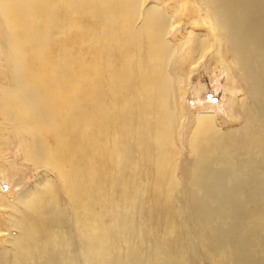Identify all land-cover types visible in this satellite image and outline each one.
I'll return each mask as SVG.
<instances>
[{
  "label": "rangeland",
  "instance_id": "1",
  "mask_svg": "<svg viewBox=\"0 0 264 264\" xmlns=\"http://www.w3.org/2000/svg\"><path fill=\"white\" fill-rule=\"evenodd\" d=\"M130 1L133 9L125 17L130 30L127 34H121L122 37H127L130 45L124 57V70L129 77L133 73L132 69L140 66L141 70L135 73V77L142 80L149 73V76H153L156 80L154 82L156 89L151 94L149 88L146 90L145 86L139 96L136 91L130 90L136 95L133 98L127 90H123L122 94L126 92L127 97L123 94L122 103L108 110L113 111V114L122 111L128 118V129L124 128L125 132L131 129L130 127L138 125L139 114L143 110H146L143 114L147 120L160 118L157 122L159 126L156 125L154 130L157 128L155 134L160 131L164 134L162 150L166 170L164 174H158L160 173L158 165L161 162V148L158 142L150 140L145 147L142 141L136 139L138 131L132 133L131 138L128 137L136 146L134 156L128 159L123 154L126 150V140L122 141L120 128L114 124L108 135L109 145H100L106 142L101 134L96 140L98 147L104 148L95 155L98 159L97 164L102 166L95 168L90 164L98 174L93 192L89 198L87 197L89 208L86 214L99 217L101 228L109 229L111 241L119 247L116 251L120 255L126 251V245L142 243L135 237L138 229L141 228L146 233L145 245L151 244L152 247L158 239L159 243L170 244L173 253L179 249H187L186 259L191 260L196 257L195 264H213L205 258L204 249L199 244L194 246L196 251H188L192 245V238L197 235V230L191 220L187 221L186 217H181L180 212L187 205V196H190L186 189L190 185L191 165L196 158L195 134L199 129L198 119L205 116L210 122V133L219 136L227 153L234 152L235 147L231 144V140L234 139L235 133L238 135V132L244 128L246 118L251 119L248 110L253 101L249 97L248 85L244 80L243 71L234 61L231 43L224 35V31L216 24L205 0ZM74 18L73 16L66 19L63 24L53 28L47 40L54 53L62 46L65 58L76 57L67 61L64 67L61 63L51 65L54 61H11V30L0 16V264L16 263L18 242L25 238L27 234L25 232L29 231L33 223L37 225L35 222L38 221H36L38 211L42 213L44 217L41 218L44 220L53 218L61 221L60 226L47 229V232L51 231L50 235L53 233L54 236L59 235L68 238L67 240L71 238L72 248L69 249L77 253L78 264H83V256L79 255L82 236L77 218L80 219L85 212V206L84 209L78 207L63 181L62 172L51 158H46L49 157L50 152L59 148L60 144L55 140L56 135L52 130L35 125L30 127L23 123L20 119L25 114L16 107L19 74L31 82L28 79L30 76L33 80L28 71L30 67L40 70L36 77L42 88L48 85L47 81L49 83L56 81V76L61 74L63 69L67 73L63 76L65 79L61 78L56 83H61L65 89L70 82L69 80L66 83L68 76H75L73 79L78 83L90 76L92 79L89 82L93 86L95 82L92 80L98 78L99 74L107 71L112 74L113 66L108 65V68L106 65L107 67L104 68L103 64L100 65L102 67H95L94 73L85 70L86 63L95 54L90 47L91 44L77 40L81 31L78 28V20ZM76 27L77 29H72ZM134 38L136 40L132 42ZM24 46L28 48L31 43L26 42ZM103 56L106 54L98 53L97 57ZM139 58L142 61H139ZM74 65L77 70L75 75H73ZM57 66L61 67L57 68ZM119 67L115 68L119 69ZM43 76H46L47 80H39ZM74 81L72 80L70 84ZM106 82L108 85L109 81ZM48 88L49 86L47 92ZM119 91L115 89V92ZM113 97L110 95L109 100H113ZM150 100L153 104L149 102ZM151 104V109H156L158 112L152 113V116L147 111ZM51 107V102L45 101L44 108L47 109L46 112L55 127L59 118L53 114ZM65 113L67 117L72 113V109L67 108ZM144 124H146L145 119ZM56 129L54 128V131ZM242 152L244 154L243 150ZM61 168L71 172L69 163L61 164ZM159 177L163 181L161 189H157L156 185ZM82 181L88 182V185L94 182L89 173ZM172 181L175 185L171 196L173 198L165 202L167 184ZM117 186H120L118 188L120 193L118 191V195L115 194V197L113 195L115 198L113 199L112 194ZM86 190H91V186L86 187ZM159 190L163 192L157 202L155 195L160 192ZM85 203L84 201L83 205ZM166 203L172 208L171 216L165 211ZM141 212L145 215L144 219H140ZM177 212L180 214L177 215ZM115 215L125 216L127 219L129 217L128 220H132V223L135 221L137 225L130 224L123 232L125 226H116ZM151 240H154L153 244L150 243Z\"/></svg>",
  "mask_w": 264,
  "mask_h": 264
},
{
  "label": "bare ground",
  "instance_id": "2",
  "mask_svg": "<svg viewBox=\"0 0 264 264\" xmlns=\"http://www.w3.org/2000/svg\"><path fill=\"white\" fill-rule=\"evenodd\" d=\"M48 1L47 7L51 18L44 23V28L47 30L40 37V47H33L31 43V46L25 48L20 38L24 36L23 32L29 31L28 26H32L31 19L29 21L18 19L14 13L15 9L17 10L19 7L16 3L17 0H0V16L3 17L11 30L10 60L54 61L51 65L61 63V66H64L67 61H71L75 56H71L70 59L65 58L61 44L56 52L58 55H56L51 50V46L47 44V40L53 28H57L63 24L64 20L74 16L76 18L74 19L78 20V28L81 31L77 40L91 44L89 46L92 47L95 54L86 63L85 70L94 73L95 67L102 64L104 68L108 65L113 66L112 74L108 71L100 72L99 77L92 80L95 82L93 86L89 82L92 79L89 74L87 75L89 76L88 79L85 78L80 83L74 81L75 76H71L72 78L68 76L66 83L73 80L76 84L73 85L74 83L70 84L69 82L66 89L61 86V83H56L63 78L64 74H67L65 69L62 70L61 74H56L60 77L57 78L55 75L56 81L51 83L47 81L48 85L43 87L44 89L39 85L38 77H36L40 70L30 67L28 71L33 80L30 76L28 79L31 82L22 78L17 70L20 81H18L16 88V107L25 114L20 120L27 126L44 127L55 133V140L60 146L55 151L50 152L49 157L46 158H51L62 172L63 181L78 207L83 208L85 206V212L80 219L77 218L82 236L79 255L83 256V264H195L196 257L191 260L186 259L185 251L187 249H179L173 253L170 244L159 243L158 239L152 247H150L151 244L145 245L146 233L141 228L138 229L135 237L138 238V242L142 243L137 245L130 243L131 245H126L124 254L117 253L116 249L119 250V247L111 241L109 229L101 228L99 217L86 214L89 208L87 197L89 198L93 192L98 171L91 168L90 163L86 169H83L79 165H73L71 159L69 161L70 154L82 156L83 153L87 152L91 157V155L95 156L96 153L101 152V149L104 150L101 146L109 145L108 135L114 128L112 126L116 124L120 128L122 141L128 137L131 138V134L138 131L136 139L142 141L145 147L148 146L150 140L158 142L161 148V162L158 165L160 173L158 172V174H164L166 170L162 150L165 140L164 134H161V131L155 134L157 128L154 130L156 125L159 126L157 122L160 121V118L147 120L143 114L146 110H143L139 114L138 125L130 127L131 129L125 132L124 128H127L129 123L128 118L124 116L122 111L119 114H113V111L108 110L111 107H118L122 103V99L127 97L126 92L123 93V97V90H127L133 98L136 95L131 92L132 90L136 91L139 96L145 86L146 90L149 88L151 94L156 89V83H154L156 80L153 76H149V73L142 80L135 77V73L141 70L140 66L133 68V73L129 77L124 70V57L129 51L127 47L130 45L127 37H122L121 34H127L130 30L125 17L133 9L131 1L70 0L73 1L72 3H67L68 1L65 2V0ZM205 1L213 13L216 24L224 31V35L232 45L234 61L244 73L249 97L253 102L248 110L251 119L246 118L244 128L238 132V135L235 133L234 139L231 140V144L235 147V151L232 153L225 151L219 136L210 133L209 120L205 116L198 119L199 129L195 134L196 142H194L196 158L191 165L190 185L186 189L190 196H187V205L180 211L181 217H186L187 221L191 220L197 230V235L194 234L196 236L192 238V245L190 244L188 251H196L194 246L199 244L204 249L205 258L213 264H264V89L257 86V74L261 72L264 74V61L260 59L262 58V47L255 45L253 36L257 33L247 31L256 16L254 14L252 16L246 11L243 12L235 0ZM67 4L70 6L73 4L75 8L78 7L77 11L69 12L66 7ZM255 4V0H250L251 9L255 7ZM62 8H64L63 11ZM66 10H68L67 13ZM88 22L90 25H87ZM72 29H77V27ZM74 31L76 32V30ZM80 31L78 32L80 33ZM135 40L136 38L132 39V42ZM84 49L86 50L85 47ZM98 53H105L106 56L98 58ZM139 61L142 59L139 58ZM119 65L122 67L120 68ZM61 66H57V68ZM115 67H119V69ZM73 72L75 75L76 66ZM46 76L39 78V80H47ZM64 79L65 77L62 80ZM106 80L109 81L108 85ZM117 80L118 82H116ZM47 86H49L48 92ZM115 89L120 91L117 93ZM110 95L114 96L113 100H109ZM93 97L95 98L93 99ZM45 101L51 102V111L59 118V124L56 122L55 127L48 112H46L47 109L44 108ZM90 101L93 103L92 109L89 108ZM149 102L153 104V101L150 100ZM152 104L150 108L147 107L151 116L152 113H158L156 109H151ZM67 108H71L72 113L66 117ZM144 119L146 124H144ZM54 128L57 129L54 131ZM100 134L106 142L101 143V146L98 147L96 140ZM196 135L198 136L196 137ZM113 146L117 147L116 144ZM123 154L127 156L126 150L123 151ZM65 162L71 164V172L61 168V164ZM87 173L94 181L91 185L82 181ZM162 182L161 177L157 178V189H161ZM88 186H91L89 191L86 190ZM174 186L172 181V183L167 184V190L164 189L167 192V194L165 193L167 196L165 202L173 198L171 196H173ZM162 192L160 191L155 195L157 202L159 198L161 199ZM84 201L86 202L85 205H83ZM183 201L185 202L186 199L184 198ZM160 202L162 203V201ZM166 204L165 211L171 216L172 208ZM38 212V219H36L38 221L35 222L37 225L33 223L32 228L30 227L29 231L25 232V234L27 233L25 238L19 239L18 258L15 264H78L77 253L75 254L69 249L71 238L67 240L68 238H62L59 235L54 236L53 233L50 235L51 231L47 232L44 226L46 220L42 219V213ZM178 214L180 213L177 212ZM28 226L27 228H29ZM39 231L44 232L45 236L37 237Z\"/></svg>",
  "mask_w": 264,
  "mask_h": 264
},
{
  "label": "water",
  "instance_id": "3",
  "mask_svg": "<svg viewBox=\"0 0 264 264\" xmlns=\"http://www.w3.org/2000/svg\"><path fill=\"white\" fill-rule=\"evenodd\" d=\"M68 1V2H67ZM237 5L243 9V12L246 11L248 14H251L253 16H256L254 18V22L252 21L251 26L249 27V29L247 31H253V33H257V35L253 36L255 39V45L256 47H262V52H261V61H264V0H255L256 4L255 7H253L251 9L250 6V0H235ZM48 0H17V5L19 6L17 8V10L15 9L14 13L16 14V16L18 17V19H20V21H29V19H31V23L32 26H28V30L27 32H23L24 36H21V41L22 43H32L33 47L37 46L40 47V40H41V35L45 34V31L47 30L46 28H44V23L45 21H49V18H51L49 11H48ZM65 2L67 3H72L70 0H65ZM67 9L69 10V12L71 11H77L76 9L78 7H74V5L72 4V6L70 5H66ZM68 10H66V13L68 12ZM49 15V17H48ZM51 20V19H50ZM7 21V20H6ZM34 24V25H33ZM87 25H90L89 22L87 23ZM251 33V32H250ZM264 74L258 73L257 74V86L261 89H264ZM95 97H93L94 99ZM93 102V100H92ZM90 101V106L89 108L92 109L93 103ZM88 106V105H87ZM124 142V141H123ZM126 155L128 157V159H131V157L134 156L135 152H136V146L135 144L130 141V139H126ZM71 157V158H70ZM70 159L72 160V164L74 165H79V167H82L83 169L87 168V166H89V162L90 161L93 167L95 168H99L102 165L97 164V157H95L94 155L91 157L88 155V153H83L82 156L78 155H72L70 154L69 156V161ZM92 168V167H91ZM82 169V170H83ZM120 186H117L116 189H114V193L112 194V198L115 199V194L118 195V191L120 193V190L118 189ZM114 195V197H113ZM117 200V199H116ZM116 202V201H115ZM152 210V209H151ZM145 215L143 212L140 213V219H144ZM128 219H130L128 217ZM127 219V217L125 216H117L115 215V223L117 227H121V226H125L123 227V232L126 230V228L128 227V225L130 226V224L132 226L137 225V223L135 221H133V223L131 221H129ZM63 222V221H62ZM61 221L60 220H55V219H51L49 218L48 220H46L44 226L45 229H51L56 227V225L60 226ZM44 232L39 231L37 237L42 238L45 235L43 234ZM154 240H151L150 243L153 244Z\"/></svg>",
  "mask_w": 264,
  "mask_h": 264
}]
</instances>
